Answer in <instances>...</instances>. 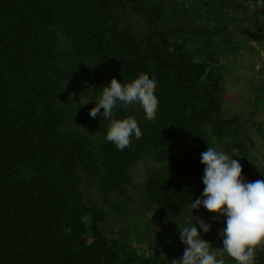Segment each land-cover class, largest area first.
Masks as SVG:
<instances>
[{"label":"trees","instance_id":"trees-1","mask_svg":"<svg viewBox=\"0 0 264 264\" xmlns=\"http://www.w3.org/2000/svg\"><path fill=\"white\" fill-rule=\"evenodd\" d=\"M251 5L259 4L0 0V264H168L185 247L178 227L192 219L188 203L203 190L207 146L235 155L246 180L264 179V160L250 156L263 129L253 122L248 130L219 99L225 35L236 38L249 21L254 31L244 26L238 37L264 43ZM141 75L157 80L156 118L145 120L132 105L117 109L115 119L131 117L142 130L131 150L117 151L104 139L110 121L88 110L111 78L127 84ZM252 89L264 93V82ZM248 101L251 116L264 108V98ZM143 159L151 169L137 190L141 210L133 212L129 171ZM82 186L95 188L96 201ZM141 211L163 230L145 226L146 239L135 233ZM204 211L193 215L205 221ZM113 218L117 231L105 236L101 227ZM225 264L234 261L225 256ZM255 264H264V247Z\"/></svg>","mask_w":264,"mask_h":264},{"label":"clouds","instance_id":"clouds-1","mask_svg":"<svg viewBox=\"0 0 264 264\" xmlns=\"http://www.w3.org/2000/svg\"><path fill=\"white\" fill-rule=\"evenodd\" d=\"M257 3L264 6V0H257ZM156 86L154 77L143 75L127 84L111 78L103 85L88 115L110 121L104 139L117 151L131 150L133 141L141 137L142 130L131 117L115 119L116 110L132 105L142 109L145 120H154L159 104ZM233 156L227 150L209 146L200 153V163L204 166L203 190L188 203L192 219L185 226L178 227L179 241L185 246L183 253L168 264H225V256L234 264H255L257 250L264 247V179L246 180L241 175L238 159ZM201 207L224 218V227L218 232L222 246L218 249L199 234L209 232L211 227L193 215V210Z\"/></svg>","mask_w":264,"mask_h":264},{"label":"rangeland","instance_id":"rangeland-1","mask_svg":"<svg viewBox=\"0 0 264 264\" xmlns=\"http://www.w3.org/2000/svg\"><path fill=\"white\" fill-rule=\"evenodd\" d=\"M264 6L251 5L250 9H254V11L259 16L262 24L264 25V11H260ZM237 19L239 20L241 16V12H235ZM239 20V25H242ZM231 22V21H230ZM245 24L242 27L251 28L254 31V26H252L251 22H244ZM239 26L238 30H234L233 35L237 38L240 36V31L243 29ZM228 33V32H227ZM264 36V33H263ZM236 38H232V35H225L224 42L228 43L229 50L220 54V64H221V72H222V92L220 93V105L221 109L224 113H227L228 116L238 114L240 121L247 120L245 124L248 130H253L254 125L253 122L259 123L261 128L264 131V108L257 110L252 115V109L249 106L248 99H251L253 95H257L259 101H262L264 98V93L262 91L254 92L252 88H259L261 83L264 82V43L259 44L256 41L249 40L248 43L244 42L245 36L241 38L238 37L241 41L239 48L235 50ZM251 116L250 118H248ZM255 140V139H254ZM256 151H252L250 156L258 155L257 161L263 162V153H264V140L259 136L256 139ZM262 149V150H261ZM260 151L259 154L256 152ZM231 156V155H230ZM236 159V157H232ZM142 161V160H141ZM139 164H135L130 169V174L133 176L131 183L128 185V194L131 198V207H133V212L136 210H141L139 205L138 193L137 190L140 188L143 183L148 171L151 169V164L148 159H143V161ZM154 166V165H153ZM81 190L87 197H91V199L96 201V190L94 187L85 188L82 186ZM141 220L137 223L136 232H141V236L146 239V232H142L141 230L145 226H151L152 229L160 233L165 227V224L161 220L151 221L148 223L150 219V215H145L142 211ZM204 214V215H203ZM202 216L205 218V222L210 224L209 232L205 233L207 237H210L212 240V245H221V240L218 236V232L221 228L224 227V218L218 216L217 214H212L204 211ZM215 216V219L213 218ZM119 218V217H118ZM118 218L106 220L101 227L102 233L105 236L107 234L114 233L117 231V225L119 224ZM134 215L132 218L127 220L126 224L129 225L128 230L133 231V223ZM187 222L189 220L187 219ZM152 239V238H150ZM154 240V239H153ZM144 248H151L150 244H144ZM161 247V246H159Z\"/></svg>","mask_w":264,"mask_h":264}]
</instances>
